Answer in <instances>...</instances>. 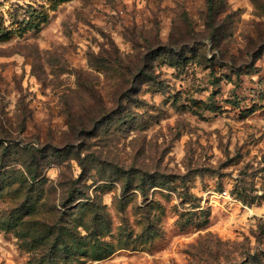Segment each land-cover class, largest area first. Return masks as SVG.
Here are the masks:
<instances>
[{
    "label": "rangeland",
    "instance_id": "rangeland-1",
    "mask_svg": "<svg viewBox=\"0 0 264 264\" xmlns=\"http://www.w3.org/2000/svg\"><path fill=\"white\" fill-rule=\"evenodd\" d=\"M212 1L0 0V143L48 150L111 251L66 264H264V0Z\"/></svg>",
    "mask_w": 264,
    "mask_h": 264
},
{
    "label": "trees",
    "instance_id": "trees-1",
    "mask_svg": "<svg viewBox=\"0 0 264 264\" xmlns=\"http://www.w3.org/2000/svg\"><path fill=\"white\" fill-rule=\"evenodd\" d=\"M208 7L217 13L212 0ZM5 143H0V229L14 234L21 247L34 253L30 264H66L77 256L99 260L111 253L105 252L106 245L91 242L92 199L84 192L74 197L76 181L57 197L63 184L45 178L46 168L55 163L48 150ZM95 226L101 229L103 224L97 219Z\"/></svg>",
    "mask_w": 264,
    "mask_h": 264
},
{
    "label": "built area",
    "instance_id": "built-area-1",
    "mask_svg": "<svg viewBox=\"0 0 264 264\" xmlns=\"http://www.w3.org/2000/svg\"><path fill=\"white\" fill-rule=\"evenodd\" d=\"M263 221H264V218H263Z\"/></svg>",
    "mask_w": 264,
    "mask_h": 264
}]
</instances>
